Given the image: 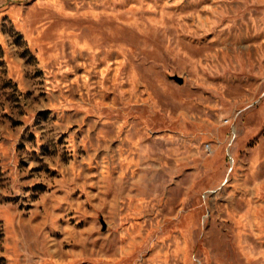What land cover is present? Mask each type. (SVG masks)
<instances>
[{"label": "rangeland", "instance_id": "1", "mask_svg": "<svg viewBox=\"0 0 264 264\" xmlns=\"http://www.w3.org/2000/svg\"><path fill=\"white\" fill-rule=\"evenodd\" d=\"M0 264H264V0H0Z\"/></svg>", "mask_w": 264, "mask_h": 264}, {"label": "water", "instance_id": "2", "mask_svg": "<svg viewBox=\"0 0 264 264\" xmlns=\"http://www.w3.org/2000/svg\"><path fill=\"white\" fill-rule=\"evenodd\" d=\"M175 78L181 83L184 81V78L180 75H176ZM106 226L107 224L104 222V228H106Z\"/></svg>", "mask_w": 264, "mask_h": 264}]
</instances>
